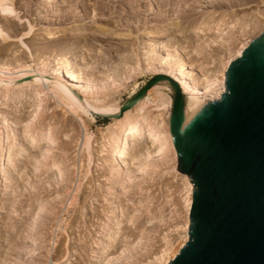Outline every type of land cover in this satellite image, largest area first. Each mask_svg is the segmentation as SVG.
<instances>
[{
	"label": "rangeland",
	"instance_id": "1",
	"mask_svg": "<svg viewBox=\"0 0 264 264\" xmlns=\"http://www.w3.org/2000/svg\"><path fill=\"white\" fill-rule=\"evenodd\" d=\"M14 7L16 14L0 12V264H107L111 257L146 264L165 238L176 243L185 234L171 228L187 222L188 184L174 175L172 156L147 160L148 176L131 184L127 168L116 177L107 128L123 115L86 104L106 100L122 109L134 88L138 94L160 77L159 43L182 46L195 79L217 72L242 30L264 20V0H15ZM66 63L92 99L67 80ZM48 77L63 78L84 105L90 148ZM158 84L174 98L168 81ZM147 146L143 137L136 153Z\"/></svg>",
	"mask_w": 264,
	"mask_h": 264
},
{
	"label": "water",
	"instance_id": "2",
	"mask_svg": "<svg viewBox=\"0 0 264 264\" xmlns=\"http://www.w3.org/2000/svg\"><path fill=\"white\" fill-rule=\"evenodd\" d=\"M225 76L222 98L202 103L173 139L177 170L194 185L196 209L189 241L170 264H264V32ZM160 81L175 90L173 132L185 102L166 76L127 101L120 117Z\"/></svg>",
	"mask_w": 264,
	"mask_h": 264
},
{
	"label": "bare ground",
	"instance_id": "3",
	"mask_svg": "<svg viewBox=\"0 0 264 264\" xmlns=\"http://www.w3.org/2000/svg\"><path fill=\"white\" fill-rule=\"evenodd\" d=\"M14 5H15V0H0V12H3L4 14H8V13L16 14V12L14 11L15 8ZM1 26L2 25H0V36L4 37L5 33L1 29ZM160 32H162V30H160ZM164 32H166V30H164ZM263 32H264V20L259 25H257L253 30L252 29L248 30L247 28L243 29L242 34L240 33L241 40L239 39L240 41L239 44L234 48L230 49L228 52H226L227 54L221 57L220 60L221 66H219L217 72L215 71V73H210V74L204 73L205 77L203 76L197 79H195L194 76L197 72L195 67L193 66L187 67L188 59H186L185 57V53L184 50L182 49V46H179L173 50L170 49L171 47L169 48L167 44L159 43L157 47L161 51H164L165 63H161L160 66L154 67V70L156 72L155 75L169 77L179 87L185 102L181 124L177 128H175L173 132H171L170 121L173 113L174 98H172V92L170 88L168 86L158 84L155 87L153 86L154 88L149 89L147 93L131 109L125 111L122 114L123 117L120 120H118V122L114 124L113 123L110 124L107 128V130L110 131V136L108 137V141L110 142V155L112 158L111 169H113L116 172L114 175L117 177L121 173V171L127 168L129 172V175L127 176L129 177L128 182L132 183L133 181H135L137 177L140 178V177L148 176L147 169L150 166L149 163L150 160L155 158L164 161L167 159V157L172 156V159L174 161L173 164L174 175L176 176V178L180 177L181 179L185 180L189 188L188 193L185 192L187 196L186 197L184 196L185 198L183 199V205L184 206L186 205L187 200H190L191 203L193 204L194 185L192 182L189 181L188 176L181 174L177 170L178 156L175 146L173 144V139L179 133L180 129L182 128L186 120L197 110L198 107H200L202 103L207 101L209 102L219 101L222 98V95L225 94L226 92L225 75L230 65L237 59L241 58L242 54L249 47L252 41L257 37H259ZM149 33H150L149 36H151L154 32L153 30H151V32ZM174 58L177 60H175ZM172 59H174L176 63L172 64L171 63ZM64 61L66 62L65 59ZM214 64L215 63H212L210 64V66H215ZM68 67H67V63L65 65V68L63 67L64 68L63 71H65L66 73L65 76L67 80L71 84L79 88L83 92L85 98L92 99L93 97H91V95H88L89 93L84 91L85 86L84 87L82 86V82L79 76L72 73L70 69H68ZM215 68L217 67L215 66ZM57 71H61L60 68ZM4 77L5 76H3V78ZM0 78H2V75H0ZM4 80L2 81L4 82ZM2 81H0V83H2ZM46 81L50 83L49 84L50 89L52 93L59 99L58 101L62 104V107L63 106L69 107L73 116L76 119H78L83 125L84 129L86 130L84 147L86 149L90 148L91 134L89 132L87 124L85 123L83 117L84 114L82 115V111L85 110L83 109L84 105L81 106L80 105L81 103L79 104L78 97L75 96V94L71 90L65 87V85L63 84L64 81L63 78L61 81L59 80L57 81L56 79L54 80L52 77H48L46 78ZM90 85L91 83L88 81L87 87H89ZM136 95L137 92L136 89L134 88L131 96H133L132 98H134ZM96 102L97 105L86 104L84 102L82 103L86 104L87 106H94L95 108L99 109L101 113L108 115H116L121 111L122 104L120 103H114V102L109 103L106 100L96 101ZM63 111L64 114L67 115L68 111L66 110ZM143 137L147 138V142H148L147 149L144 152L136 153L137 147L142 141ZM32 140H34V142H37L38 141L37 136L32 135ZM2 142L4 143V139L0 135V143ZM11 149L12 148H10V152L8 153L9 154L7 159L8 165H10L13 162L14 154ZM141 160H145L146 162L144 161L145 163L136 169L129 168V166L131 165L134 166L137 162L139 161L141 162ZM147 160L149 162H147ZM1 168H2V162L0 161V176H1ZM62 174L64 173L60 170L59 175L62 176ZM189 184L191 185V187H189ZM141 191L144 190L142 189ZM147 193H149V190L147 191ZM169 201L172 200H168V202ZM185 208L187 212L186 224H184L182 228L179 225H175L173 228H171L173 232H178V230L184 229L183 231H185V234L183 233L184 235L181 236V240L179 242L173 243L168 238H165L163 249L160 252H158L155 256L153 255L154 257L152 259L150 258L151 260L148 261L146 264H170L180 254L181 250L188 243L189 229L191 226V222H190L191 209L186 206ZM140 241L142 242V238L140 239ZM128 249L130 251V248ZM116 259L117 257L116 258L111 257V259H108L107 264H112L113 263L112 260H116Z\"/></svg>",
	"mask_w": 264,
	"mask_h": 264
},
{
	"label": "snow or ice",
	"instance_id": "4",
	"mask_svg": "<svg viewBox=\"0 0 264 264\" xmlns=\"http://www.w3.org/2000/svg\"><path fill=\"white\" fill-rule=\"evenodd\" d=\"M240 73V70H237V73H236V75H238ZM189 187H191V185L189 184ZM186 207H188V208H190L191 210H192V215H193V213H194V210L196 209V205H193L192 203H191V201L190 200H187L186 201V205H185Z\"/></svg>",
	"mask_w": 264,
	"mask_h": 264
}]
</instances>
